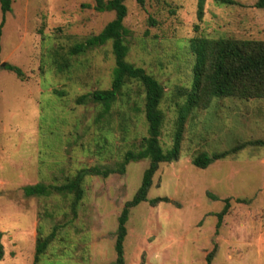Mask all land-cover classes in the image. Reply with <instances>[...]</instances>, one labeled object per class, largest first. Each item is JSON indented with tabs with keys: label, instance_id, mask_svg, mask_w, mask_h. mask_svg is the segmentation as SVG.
<instances>
[{
	"label": "rangeland",
	"instance_id": "1",
	"mask_svg": "<svg viewBox=\"0 0 264 264\" xmlns=\"http://www.w3.org/2000/svg\"><path fill=\"white\" fill-rule=\"evenodd\" d=\"M257 0H127L126 60L164 87L159 141L171 147L179 87L191 80L194 36L264 40V7ZM94 0H12L0 27V264H115L118 217L138 189L149 159L130 161L147 135L142 93L132 84L110 110L76 98L109 88L110 42L71 58L59 73L51 52L97 34L114 17ZM2 12L0 10V22ZM4 63V65H2ZM21 68L23 78L5 69ZM2 65V66H1ZM59 92L62 94L60 95ZM264 98L214 99L184 125L179 158L160 162L146 200L129 209L124 264H264ZM244 147L207 167L192 164L200 152ZM87 168L83 196H25L23 186L60 184ZM105 172V173H104ZM153 198H165L151 203ZM229 207L219 226L218 214ZM54 231L34 262L38 237Z\"/></svg>",
	"mask_w": 264,
	"mask_h": 264
},
{
	"label": "trees",
	"instance_id": "2",
	"mask_svg": "<svg viewBox=\"0 0 264 264\" xmlns=\"http://www.w3.org/2000/svg\"><path fill=\"white\" fill-rule=\"evenodd\" d=\"M127 0H94L93 8L98 12L111 11L114 17L94 35L86 37L83 41L68 47L66 51L54 49L51 52V65L59 73L68 70L72 63L71 58L82 55L94 47H100L110 42L114 56L111 84L109 88L95 89L76 98L78 103L92 101L101 107L99 116H104L123 88L136 84L142 93L143 116L146 122L147 135L141 137L140 147L137 151L125 152L119 170L124 172V167L130 161L149 159V165L143 171L138 189L130 201L125 203L119 217L116 229L114 249L116 252L115 264H124L123 242L126 236V222L129 209L146 200L152 176L160 162H171L179 158L181 140L184 125L190 114L196 110L206 109L214 99L238 98L242 100L264 98V40L236 39L231 37H206L194 36L189 39V50L193 56L191 67V80L188 86L179 87L177 95L181 101L176 103V127L173 134L172 145L164 150L160 144L159 136L164 121V114L160 107L164 97V87L150 73L140 66H135L126 60L128 47L126 37L129 29L124 25L127 15ZM217 3L229 2V0H215ZM12 0H0V10L4 22L5 13L11 10ZM139 6H143L145 0H135ZM205 0H197V16L200 19L203 14ZM255 6L264 7V0H257ZM5 69L12 71L22 79L23 71L17 66L5 65ZM61 95L62 93L59 92ZM257 144L263 141H255ZM244 147L243 143L237 144L227 150L207 154L200 152L192 159V164L205 168L214 160L225 158ZM89 170L79 169L70 178L60 184H45L37 182L23 186L25 196H48L53 193L60 195L72 194L71 208L73 212L83 196L82 181ZM105 173V172H104ZM165 198H153L151 203ZM224 206L218 214L220 225L228 207V198L224 199ZM1 236V233H0ZM54 231L45 237H38L35 245L34 262L46 249L53 238ZM213 251L206 254V264H211ZM3 256V247L0 241V258Z\"/></svg>",
	"mask_w": 264,
	"mask_h": 264
},
{
	"label": "water",
	"instance_id": "3",
	"mask_svg": "<svg viewBox=\"0 0 264 264\" xmlns=\"http://www.w3.org/2000/svg\"><path fill=\"white\" fill-rule=\"evenodd\" d=\"M2 65H4V63H2ZM2 65H1V66H2Z\"/></svg>",
	"mask_w": 264,
	"mask_h": 264
}]
</instances>
